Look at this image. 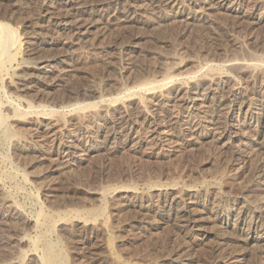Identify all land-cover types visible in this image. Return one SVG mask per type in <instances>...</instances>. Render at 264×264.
I'll use <instances>...</instances> for the list:
<instances>
[{"label": "rangeland", "instance_id": "1", "mask_svg": "<svg viewBox=\"0 0 264 264\" xmlns=\"http://www.w3.org/2000/svg\"><path fill=\"white\" fill-rule=\"evenodd\" d=\"M54 1L0 0V264H264V0Z\"/></svg>", "mask_w": 264, "mask_h": 264}, {"label": "bare ground", "instance_id": "2", "mask_svg": "<svg viewBox=\"0 0 264 264\" xmlns=\"http://www.w3.org/2000/svg\"><path fill=\"white\" fill-rule=\"evenodd\" d=\"M53 3V2H52ZM75 4V3H74ZM71 1L69 3H65L64 0H55L54 1V4L51 6H49L48 4V7L47 6H43V16L45 18H47V21H52V19H58L60 21H63L62 19H67V18H70V19H74V17H77L75 18L74 20L77 19V22H74L72 24V28L75 30V33L78 34V35H82L84 36V34H86L88 32V30H90L89 28L92 26V23L93 21L92 20H88V18H83V16L81 15L80 11L77 10L76 6L74 7V5ZM58 6H61V7H65L66 8H72L73 12L70 13L68 12L69 14H67L66 12L64 14H58L56 11V9H60ZM72 6V7H71ZM74 8V9H73ZM68 10V9H67ZM71 10V9H70ZM56 13V14H55ZM72 19V20H73ZM64 20V21H65ZM46 21V22H47ZM48 21V22H49ZM51 23V22H49ZM66 24V23H64ZM64 26V25H63ZM68 26H71L68 24ZM10 27L7 28V24L5 25L4 23H0V55H3V53L5 52V50H8V47L10 46L11 44V40H12V33L11 31L9 30ZM65 29H67L66 27H64ZM69 29V28H68ZM16 36V35H15ZM14 40V39H13ZM45 41V40H44ZM50 41V40H49ZM41 42V41H40ZM44 43V42H43ZM35 44V43H33ZM13 45V44H12ZM36 45V44H35ZM12 48V47H11ZM33 48V47H32ZM31 49V48H30ZM29 49V51H30ZM3 50V52H2ZM34 50V49H33ZM36 50V49H35ZM40 50V49H39ZM28 51V52H29ZM35 52V51H34ZM40 52V51H39ZM33 53L30 52V54ZM5 54V53H4ZM28 54V53H26ZM25 54V55H26ZM27 56V55H26ZM31 56V55H30ZM3 58V57H2ZM1 58V60H2ZM27 58V57H26ZM29 59V58H28ZM38 59V58H37ZM24 60V59H23ZM26 60V59H25ZM3 63V62H2ZM0 64V67H2L3 64ZM23 63V62H22ZM24 63H26V61H24ZM32 65H30V64ZM28 64V65H27ZM26 64V67L27 66H32L34 67L35 69H38V70H47L46 68L49 66L48 64V60L40 57L38 60H35V61H32V59ZM20 65V64H19ZM18 65V66H19ZM22 65H20L21 67ZM22 68V67H21ZM24 68V67H23ZM32 69V68H31ZM50 69V68H48ZM24 73V72H23ZM22 74V73H21ZM32 75V73L30 74ZM34 75V74H33ZM24 76V75H23ZM35 76V75H34ZM47 76V75H46ZM20 77V76H19ZM22 77V76H21ZM27 77V76H25ZM29 78V77H28ZM36 78V77H35ZM24 80V78H23ZM33 80V79H32ZM20 81V80H19ZM36 81V80H35ZM18 82V81H17ZM31 82V81H30ZM27 84V83H26ZM25 83H23L22 85L27 86ZM31 85V84H29ZM28 85V86H29ZM34 85V84H33ZM27 88V87H26ZM25 88V89H26ZM233 104H231V108ZM228 106V105H227ZM224 107V106H223ZM227 109V108H226ZM238 109V108H237ZM227 111V110H226ZM232 111V110H231ZM6 116L4 117L2 115V113H0V126L2 127V139L3 141L7 140L12 136V133L11 131L8 129L7 125H6ZM264 116L260 117V121H262V123L264 122ZM10 160V159H9ZM8 166V165H7ZM15 168V167H14ZM22 175V174H21ZM7 178H11L12 177V174L9 172L6 174ZM24 176V175H23ZM26 178V177H25ZM4 181V179H3ZM8 182V181H7ZM12 183V182H11ZM15 185V184H14ZM17 185V184H16ZM14 187V186H13ZM26 191V190H25ZM35 197V196H34ZM5 200H8V199H4ZM35 200V199H34ZM6 202V201H5ZM9 202V201H7ZM188 202V201H187ZM160 203V202H159ZM6 204V203H5ZM11 205V203H10ZM3 206V204H2ZM6 206L8 207L9 205L6 204ZM37 206V205H36ZM11 207V206H10ZM41 207V206H40ZM14 208V207H13ZM186 208H188V206H186ZM184 209V207H183ZM182 209V210H183ZM3 210V209H2ZM42 210V209H41ZM40 211H36L37 212V218L38 220L36 221H39V224L45 228V232L48 233L49 231H51L52 227H53V217L52 216H48V215H45V213L43 214L42 212ZM88 210V209H87ZM95 211V209H93ZM14 211V210H13ZM105 211V210H104ZM184 211V210H183ZM189 211V210H188ZM257 211V210H256ZM5 212V211H4ZM8 212V211H7ZM89 212V211H88ZM103 212V208H97V210L95 211V215H98V213H102ZM182 213V211H181ZM4 214V213H3ZM1 214L0 212V226H2V224L5 222L4 221V215ZM7 214V213H6ZM47 214V213H46ZM259 214V213H258ZM257 214V215H258ZM256 217H259V215ZM34 216V215H33ZM102 217V216H101ZM56 218V217H55ZM62 218V217H61ZM57 219V218H56ZM60 219V218H59ZM217 219L219 220L220 223L222 224H225V225H229L231 224L232 226V229L233 230H244V226L245 225V219L247 220L246 218V215L244 214H235L233 211H231L230 209H226L225 212L222 213V215L220 217H217ZM6 220V219H5ZM67 221V220H66ZM58 222V221H57ZM35 223V222H34ZM85 223V222H84ZM251 223V222H249ZM59 224V222H58ZM256 224V222H255ZM253 224L250 226V230L248 229L247 225H245V227L248 229V231L246 232L247 234V239H250V238H255V234H257V226ZM91 225V224H90ZM114 227V226H112ZM0 229H2V227H0ZM40 229V228H39ZM44 230V229H43ZM54 230V229H53ZM259 230V229H258ZM42 232V231H41ZM44 232V231H43ZM40 233V232H39ZM262 233V232H260ZM51 234V233H50ZM23 235V234H21ZM33 235V234H32ZM39 235V234H38ZM41 235V234H40ZM38 236L34 239H32V248H35L37 249L36 247H40L39 249H41V257H39L40 261L39 263L40 264H66V256H64V253L62 252V249H61V246L59 245L58 241L56 239H51L49 237V235L47 234H43L41 236ZM55 235V234H53ZM259 235V234H258ZM1 236V235H0ZM261 236V235H260ZM2 237V236H1ZM3 238V237H2ZM0 238V239H2ZM20 238H23V237H18ZM17 238V239H18ZM4 239V238H3ZM109 240V239H108ZM3 241V240H2ZM19 241V240H18ZM1 242V241H0ZM4 242V241H3ZM109 242V241H107ZM106 242V243H107ZM110 243V242H109ZM61 244V243H60ZM108 245V244H106ZM111 245V244H109ZM111 248V247H110ZM112 250V248L110 249ZM34 251V250H33ZM37 251V250H36ZM18 258V257H17ZM147 263V262H146ZM144 264V263H143Z\"/></svg>", "mask_w": 264, "mask_h": 264}]
</instances>
